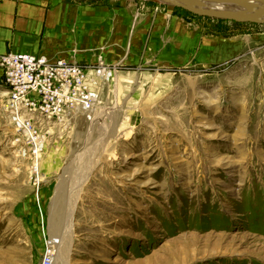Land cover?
<instances>
[{"label":"rangeland","instance_id":"1","mask_svg":"<svg viewBox=\"0 0 264 264\" xmlns=\"http://www.w3.org/2000/svg\"><path fill=\"white\" fill-rule=\"evenodd\" d=\"M107 1L94 116L40 128L39 203L0 83V264H264V23ZM204 34L249 42L207 63Z\"/></svg>","mask_w":264,"mask_h":264},{"label":"crops","instance_id":"2","mask_svg":"<svg viewBox=\"0 0 264 264\" xmlns=\"http://www.w3.org/2000/svg\"><path fill=\"white\" fill-rule=\"evenodd\" d=\"M107 3V0H0V55L28 53L81 65L92 63L99 23L106 51L108 43L113 49L114 36L109 32L114 29L115 18ZM119 15L121 24L126 26L128 13L122 9ZM248 42L242 34L230 38L204 34L202 59L213 64L232 61Z\"/></svg>","mask_w":264,"mask_h":264},{"label":"built area","instance_id":"3","mask_svg":"<svg viewBox=\"0 0 264 264\" xmlns=\"http://www.w3.org/2000/svg\"><path fill=\"white\" fill-rule=\"evenodd\" d=\"M64 59L49 60L28 53L0 55V83L7 92L6 112L11 124L30 152L31 179L39 203L40 177L37 169L43 151L42 125L65 122L76 115L91 120L98 103L100 71ZM52 251L45 252L41 264H51Z\"/></svg>","mask_w":264,"mask_h":264},{"label":"water","instance_id":"4","mask_svg":"<svg viewBox=\"0 0 264 264\" xmlns=\"http://www.w3.org/2000/svg\"><path fill=\"white\" fill-rule=\"evenodd\" d=\"M172 6L182 8L194 15L211 17L217 19L231 20L241 23H264V8L253 9L249 12L223 11L210 8H201L196 5L197 0H166ZM207 2L231 3L235 5H243L252 0H203ZM264 2V0H260Z\"/></svg>","mask_w":264,"mask_h":264},{"label":"bare ground","instance_id":"5","mask_svg":"<svg viewBox=\"0 0 264 264\" xmlns=\"http://www.w3.org/2000/svg\"><path fill=\"white\" fill-rule=\"evenodd\" d=\"M196 5L201 8H210L215 10H223V11H236V12H249L253 9H262L264 8V2L260 0H252L243 5H235L231 3H218V2H207L203 0H197ZM264 16V15H263ZM104 70L100 71L103 73Z\"/></svg>","mask_w":264,"mask_h":264}]
</instances>
